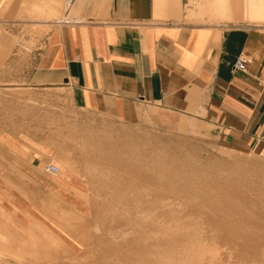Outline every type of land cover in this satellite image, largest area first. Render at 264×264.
<instances>
[{
  "label": "crops",
  "instance_id": "crops-1",
  "mask_svg": "<svg viewBox=\"0 0 264 264\" xmlns=\"http://www.w3.org/2000/svg\"><path fill=\"white\" fill-rule=\"evenodd\" d=\"M9 1L0 0V14ZM61 1L54 14L45 6L38 14L33 0H21L27 16L59 22L27 53L0 15V87H64L76 109L132 124L151 119L264 156V0ZM240 54L245 70L234 68ZM55 152L44 135L5 124L0 109V204L27 225L47 221L42 200L82 206L80 184L71 182L76 191L45 172Z\"/></svg>",
  "mask_w": 264,
  "mask_h": 264
},
{
  "label": "rangeland",
  "instance_id": "rangeland-1",
  "mask_svg": "<svg viewBox=\"0 0 264 264\" xmlns=\"http://www.w3.org/2000/svg\"><path fill=\"white\" fill-rule=\"evenodd\" d=\"M5 1L7 0H4V2ZM0 15L4 16L7 22H11L15 27L19 38V49L24 53L40 47L47 33L54 27L55 24L59 23L55 19L49 23H43L38 18L27 16L28 14L22 8L21 0H10L6 8L2 7ZM63 19L64 17L61 20ZM14 86L16 87V85H6L0 87V109H2L5 124H8L9 126L12 125L16 130L29 131L32 133L35 132L37 134L44 135L45 139H47L55 147V149L58 148L53 158L49 161H53V163L57 164L60 170H65L63 166L66 167V164L63 161L61 162L62 157L60 156V152L65 151L68 153L70 160L73 161L74 167H77L75 168L78 173H76V175L80 184L78 193L80 196H84L82 206L79 208L80 210L77 211L72 206L63 204L59 201H54L53 198L42 200L41 203L36 204L37 207L40 206L42 209L40 213L47 219L46 222L52 223L57 227L61 226L59 224L63 221V216L65 214L66 216H64V218L66 219L67 216L72 217L75 215V219L73 217V221L71 220L72 218H68V222L66 223V219H64V225H69L72 221L73 224L71 229H74V233L70 232L72 231L70 228L67 231L66 228L63 227V222V228L60 227L62 229H51L46 222L34 218L50 233L53 235H59V237L62 238L65 243L69 244L72 249L70 251H63V253L61 251L59 255V262L57 261L58 263L55 262L54 264H73L72 261L74 258H87L91 264H126L127 259L129 264L145 263V260L143 259L144 261H142V263L140 261L142 258L138 257L135 253L128 254L129 252H127V246H125L126 243L124 241L123 245L125 244V247L123 245L122 247L118 246L119 250L116 247L114 248L115 244H113L111 231L114 229L127 230L126 232L135 231V233H137V231H141V229L144 228L141 215H143L145 211H149L148 206L150 205H147L146 203L147 196H142L139 192L137 193V189L135 187L140 186L141 188V186L144 187V185L145 187H154L152 191H157L160 195L162 192L161 197L163 196V198H167V200H171V197L169 196L171 192L168 193V190H166L162 185H159V183H150L151 185L149 186V183H147L143 177L144 173L135 166L134 169L136 170L134 171V169H132L133 165L129 164L132 160V157L130 156L131 147L127 146V148L122 150L120 148V144H117L118 149L117 146H110V142L115 140L118 143L131 140L138 142L140 145H147L149 141H160L158 143L172 153H175L178 146L181 145L180 148L183 147L184 149H188V151L190 150L192 152V159H195L194 161L197 160L198 164H201L203 167L201 169L208 174H215L218 177H222L220 180L224 181L226 184L228 183L231 187L239 184L237 187L241 189V187L244 186V183H247L248 181V186L250 188L245 187L246 190L251 193L253 188H255L251 195L256 201L255 204H251V207L255 211L253 214V221L260 226L259 229L264 228V156L258 154H242L227 150L215 145L209 140H206L193 130L161 129L151 119H144L140 123L132 124L115 118H107L102 115L76 109L70 100L69 91L64 87L42 89L26 86L24 88H20V91L18 89H14ZM15 91L21 93L25 91L30 93L34 97V100L22 98L20 95H17ZM58 122H60L61 127H59L60 124H58ZM143 134L148 137L150 136L148 141L140 139ZM59 148H62V150ZM184 149L183 151H185ZM58 176H62V174L59 173ZM66 180L68 181V179ZM68 183L70 184L71 182L68 181ZM71 185L75 189V186L72 183ZM157 185H159V187ZM163 191H165L164 194ZM258 192L259 194H257ZM39 195L40 193H38V196ZM260 195H262V197ZM34 196L38 197L37 194H34ZM248 198L249 197H247V199ZM249 199L251 200V198ZM141 202H143L142 205ZM51 203L52 206L53 203L54 206L57 204L60 209L48 206L51 205ZM46 204L47 207L45 206ZM183 205L185 206V204H182V207H180L184 208V212H186H183L182 215L184 217L183 223L186 224V228L184 229L188 234L183 235L184 237L182 236L180 239L177 238L176 243H178L177 245L179 248H183L185 246L191 247L193 245H198L201 241H207L210 244L211 242L214 245L217 244L216 246L219 247L220 251L218 253V257H220L219 261L217 260L215 264H264V253L262 255V253L258 251L253 254V251L249 250L250 244L246 242L247 239L244 242V239L241 236L239 237L240 239H235L238 242L235 243L234 239L231 237L219 234L221 229V224L219 222H212V220L205 217L206 214H204V216L203 213H200L199 216L198 210L192 212L189 209L190 206L183 207ZM0 206L2 205L0 204ZM3 206L8 208L5 204H3ZM69 207L71 208L70 210ZM114 207L117 209V213L115 215L111 212ZM46 208H50L49 210L52 209V213ZM44 209L53 215H48L47 212L44 213V211H46ZM55 209L59 212L61 210V212L56 215L57 212L53 213ZM62 209H64L63 211L65 212L69 211V213L72 210L73 214H75L73 215L71 212L72 216L71 214L68 215V213L62 212ZM78 211H81V214L83 215H81ZM62 213H64L63 216L59 218L58 215H62ZM76 213L79 215H76ZM125 215L128 216V218ZM56 216L58 217V220L61 221H59V224L55 221L57 220L54 218ZM0 217L8 220L13 228L22 232V234L18 236L19 239H28L25 234L27 230L26 224L24 226H20L18 222L12 221L2 212H0ZM84 217H86L85 221L82 220ZM79 218H81V220ZM28 222L31 224L32 220ZM85 223L88 224L86 225ZM96 225L99 226L98 229L95 228ZM160 229L165 230V227H160ZM78 232L80 235H77ZM75 233L76 235H74ZM226 237H228V239ZM250 237L251 236H247L246 238ZM79 239H81L80 241H82V243L78 241ZM84 242L85 244H83ZM84 245H86L85 247L87 249ZM1 256L4 258H0V264H19L15 258L9 254L2 255L0 253V257ZM137 257L140 259L138 260ZM112 258H114V260ZM123 258H126V260ZM146 261L148 263L146 262L145 264H156L153 260ZM22 264L32 263L24 262Z\"/></svg>",
  "mask_w": 264,
  "mask_h": 264
},
{
  "label": "bare ground",
  "instance_id": "bare-ground-1",
  "mask_svg": "<svg viewBox=\"0 0 264 264\" xmlns=\"http://www.w3.org/2000/svg\"><path fill=\"white\" fill-rule=\"evenodd\" d=\"M55 3H56L55 0H33V7H34V10L36 11V13L39 12L38 14H40V11H42L41 9L44 6L48 8V10H49L48 12L50 14L51 13L54 14ZM32 9L33 8H31V10ZM59 9L60 8L58 7V10ZM62 9H63V7H62ZM25 10H27V9H25ZM35 11H34V13H35ZM32 12H33V10H32ZM31 17H32V15H31ZM39 17H37V18H39ZM18 90H20V89L18 88ZM58 124H60V122H58ZM59 127H61V124ZM60 134H62V133H60ZM149 137L147 135L143 134V135H141L140 139L148 141ZM158 142H160V141H158ZM158 142L157 141H155V142L149 141L147 143V145H140L138 142H134L131 140L121 142V143L120 142L118 143L116 140L110 142V146H112V147H115V146H117V144H120V148L122 150L127 148V146H130L131 147L130 156L132 157V160L129 158L131 160L129 164L133 165L132 169H134V166L137 169L139 168V170H141L144 173L143 177L146 180V182L149 183V186L151 184H154V183H159V185H162L163 187H165L166 190H168V193L171 192L169 194V196L171 197V200H167V198H163V196L161 197L162 192H161V195L159 193H157V191L153 192L152 189H154V187L153 188L152 187H145V185H144V187L141 186L142 190H141L140 186L135 187L137 189V193L139 192L142 194V196L143 195L147 196L146 197L147 198L146 203H147V205L148 204L150 205V206H148L149 211H145L144 214L141 215L143 223H144V225H143L144 228L141 229V231H137V233H135V231L126 232L127 230H114L113 229V231H111V233H112V238H113V244H115L114 248L115 247L118 248V246L122 247L123 243L125 242L126 245L125 244L124 245L127 246V250H128L127 252H129L128 254L135 253L138 257L142 258V260H140V261L142 262L145 260L144 261L145 263L147 262L146 260H149V261L153 260V262L156 264H215L217 260L219 261V257H220V256L218 257V253L220 250H219V247L216 246L217 244L214 245V244H212V242L210 244L207 241H201V243H199L198 245H193L191 247H189V246L188 247L185 246L183 248L178 247V245H177L178 243H176L177 238L180 239V237H182L183 235L188 234V233H186L187 231L184 229V228H186V224L183 223L184 217L182 215L183 212L185 211V209L181 208L182 207L181 205L185 204V206L183 205V207L190 206L189 209L192 212H195L198 210L199 216H200V213H203V215L206 214V216L205 215L204 216L207 217L208 219L212 220V222H219L221 224V229H220L219 234H224V236L231 237L232 239H234L235 243L237 242V240H235V239L236 238L240 239L239 237L242 236L244 239L243 240L244 242L247 239L246 242H248V244H250V247L248 246L249 250L253 251V254L257 253L259 251L263 255V253H264V228L259 229L260 226H258L255 223V221H253L254 220L253 214L255 211L251 207V204L256 203L255 198L251 196L252 191L255 188H253L251 193H250V191L248 192L246 190V188H250L248 186L249 185L248 181H247V183H244V186H242L241 189L239 187H237L239 185L238 183H237L238 185L236 184L237 186L231 187V185H229L228 183H227L228 184L227 185L226 183H224V181L220 180L222 177H218L215 174H208L203 169H201V168H203L201 166V164H198L197 160L194 161L195 159L194 160L192 159L193 155H192V152L190 150L189 151L191 152V154L188 151V149H184L183 147H181L185 150V151H183V149L180 148V146H181L180 145L176 149V152L172 153L171 151L166 150L165 147L162 146ZM117 149H118V146H117ZM60 150H62V148ZM119 152H117V153H119ZM60 156L62 157L61 162L63 161L66 164V167L61 164L65 168L66 171L60 170L59 173L62 174L63 178L68 179V181L73 182L74 184L75 183L79 184V182H78L79 179L77 180V175H76L77 172L75 169L77 167L76 166L74 167L73 161L70 160L68 153H66L65 151H61ZM126 163H128V162H126ZM135 170L136 169H134V171ZM111 171H113V170H111ZM159 185H157V186L159 187ZM139 190H141V191H139ZM158 192H160V191H158ZM164 192L165 191H163V194H164ZM257 194H259V192ZM260 196L262 197V195H260ZM247 197L251 198V200L249 198H248L249 199L248 200ZM143 201H145V200H143ZM142 203L143 202H141V205H142ZM262 204H263V202H262ZM66 205H68V204H66ZM45 206L47 207V204ZM48 206L54 207L56 209H60L57 204L55 205L57 207H55L54 203H53V206H52V203H51V205H48ZM39 208H40V206H39ZM0 209H1L0 212H2L4 215H6L12 221L18 222L20 226L25 225V222L23 220H20L17 217H15L14 214L11 211H9L5 206H0ZM46 209L49 210L50 208H46ZM46 209H44V210H46ZM56 209H55V211H53V213L57 212L56 213V215H57L58 213L61 212V210L59 212ZM70 209L71 208L69 207V210ZM63 210L64 209H62V212H65ZM145 210H146V208H145ZM142 211H144V210H142ZM45 212H47L49 215L50 214L49 212L52 213V209L49 210V212L47 210L44 211V213ZM71 212H72V210H71ZM71 212L69 213V211H67L65 213H68V215H70ZM78 212H80V214H81V211H78ZM111 212H113L115 215L117 213V209L114 207ZM113 213H111V214H113ZM184 213H186V212H184ZM63 214L64 213H62V215H58V217L61 218L63 216ZM72 214H73V212H72ZM72 214H71V216H72ZM77 214L78 213H76V215ZM192 214H194V213H192ZM50 215H53V214H50ZM81 215H83V214H81ZM101 215H103V214H101ZM64 216H66V214ZM64 216H63V221H62L63 225H64V219H66V218H64ZM30 217H31V215H30ZM51 217H53V216H51ZM58 217L57 216L54 217L57 220H55L53 218H51V219L55 220L59 224L61 221L58 220ZM73 217L75 219V215L72 217L67 216V219L65 220L66 223L68 222V218H72L71 220L73 221ZM78 217H80V216H78ZM126 217L128 218V216H126ZM96 218H98V217H96ZM31 219H32V223L29 224L30 226L26 224L27 230H26L25 234L27 235L28 239L27 240H21L18 238V236L20 234H22V232L18 229L13 228L8 220L0 217V253L2 255H5V254L11 255L13 258H15V260L19 264H22L24 262H29L32 264H54L55 262L58 263L60 252L62 251V253H63V251L72 250L70 245L65 243V241L59 237V235H55V234L53 235L52 233H50L44 226H42L34 218L31 217ZM79 219L81 220V218H79ZM82 220L85 221L86 217H84V219H82ZM118 220H119V218H118ZM72 221L71 222L69 221L71 224V225L69 224L70 226L68 224H65L63 226L66 228L67 231L69 230V228H70V230H72L71 229L72 224H73ZM62 222L59 224V225H61L60 227H62ZM184 222H186V221H184ZM195 222H197V221H195ZM132 224H134V223H132ZM160 227L161 228L165 227V230L160 229ZM95 228L98 229L99 226L96 225ZM73 230L70 232H73ZM253 231H255V232H253ZM74 235H76V233ZM77 235H80L79 232L77 233ZM247 236H251V237L246 238ZM75 237H77V236H75ZM228 237H226V238L228 239ZM80 240L81 239H79L78 241L82 243V241H80ZM239 241H242V240H239ZM83 244H85V242ZM86 244H87V242H86ZM89 244H90V242H89ZM230 244H231V242H230ZM85 246L86 245H84V247ZM118 250H119V248H118ZM86 251H88V250H86ZM103 251H105V250H103ZM240 251H242V250H240ZM243 251H244V248H243ZM117 252H119V251H117ZM71 254H73V253H71ZM104 254H105V252H104ZM108 256H110V255H108ZM118 256H116V257H118ZM138 257H137V259H138ZM0 258H4V257L1 256ZM112 259L114 260V258H112ZM123 259H121V260H123ZM132 259H134V258H132ZM253 259H255V258H253ZM116 260H118V259H116ZM124 260H126V258ZM138 260H137V262H138ZM72 263L73 264H91V262H89V260L87 258H82V259L74 258ZM92 263H94V262H92ZM127 263H128V259H127L126 264ZM133 263H135V262H133ZM145 263H143V264H145ZM263 263H264V261H263ZM113 264H115V263H113Z\"/></svg>",
  "mask_w": 264,
  "mask_h": 264
},
{
  "label": "built area",
  "instance_id": "built-area-1",
  "mask_svg": "<svg viewBox=\"0 0 264 264\" xmlns=\"http://www.w3.org/2000/svg\"><path fill=\"white\" fill-rule=\"evenodd\" d=\"M247 64H248V59L244 54H240L235 63H234V68L235 69H241V70H245L247 68ZM45 172H47L48 174L51 175H57L60 171V168L57 164L55 163H50L48 165L45 166Z\"/></svg>",
  "mask_w": 264,
  "mask_h": 264
}]
</instances>
